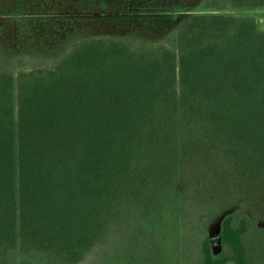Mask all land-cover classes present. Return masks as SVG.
<instances>
[{"label":"trees","instance_id":"1","mask_svg":"<svg viewBox=\"0 0 264 264\" xmlns=\"http://www.w3.org/2000/svg\"><path fill=\"white\" fill-rule=\"evenodd\" d=\"M13 65L0 66V264H82L150 224L179 255L190 191L233 209L199 236L200 264H264L248 212L264 203L254 17H191L171 44L87 38L54 67Z\"/></svg>","mask_w":264,"mask_h":264},{"label":"rangeland","instance_id":"2","mask_svg":"<svg viewBox=\"0 0 264 264\" xmlns=\"http://www.w3.org/2000/svg\"><path fill=\"white\" fill-rule=\"evenodd\" d=\"M199 16L254 17L264 30V7H234L226 0H0V66L54 67L87 38L171 44L180 23ZM213 193L215 199L204 200L189 192L178 223L180 244L187 242V247L179 255L166 226L150 224L125 240L110 237L98 244L82 264H200L199 236L233 210ZM259 207L248 212L263 226L264 203Z\"/></svg>","mask_w":264,"mask_h":264}]
</instances>
